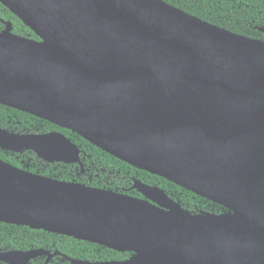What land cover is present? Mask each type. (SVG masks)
Segmentation results:
<instances>
[{
	"label": "water",
	"instance_id": "1",
	"mask_svg": "<svg viewBox=\"0 0 264 264\" xmlns=\"http://www.w3.org/2000/svg\"><path fill=\"white\" fill-rule=\"evenodd\" d=\"M0 2L41 38L14 34L7 22L0 32L1 105L227 209L185 213L139 180L143 198L0 160V222L133 254L73 264H264V41L161 0ZM0 149L82 167L60 132L0 128ZM58 254L0 252V262Z\"/></svg>",
	"mask_w": 264,
	"mask_h": 264
},
{
	"label": "trees",
	"instance_id": "2",
	"mask_svg": "<svg viewBox=\"0 0 264 264\" xmlns=\"http://www.w3.org/2000/svg\"><path fill=\"white\" fill-rule=\"evenodd\" d=\"M211 25L250 39L264 41V0H161ZM0 19L10 23L12 32L35 41L41 38L0 2ZM0 22V32L3 25ZM7 29V28H6ZM0 128L15 134H46L60 132L75 144L81 164H49L32 151L14 153L0 149V160L26 172L87 187L105 189L143 198L134 188V180L157 187L177 202L185 213L223 214V206L209 201L164 178L139 170L106 153L83 137L28 113L0 104ZM44 250L52 259L41 256L29 264H73L70 259L90 262L125 261L133 254L111 249L73 237L0 222V252ZM0 264H6L0 262Z\"/></svg>",
	"mask_w": 264,
	"mask_h": 264
},
{
	"label": "flooded vegetation",
	"instance_id": "3",
	"mask_svg": "<svg viewBox=\"0 0 264 264\" xmlns=\"http://www.w3.org/2000/svg\"><path fill=\"white\" fill-rule=\"evenodd\" d=\"M1 20H2V19H0V22H1ZM1 23H2V25H3V29H2L1 31L6 30L7 27H4V23H3V22H1Z\"/></svg>",
	"mask_w": 264,
	"mask_h": 264
}]
</instances>
